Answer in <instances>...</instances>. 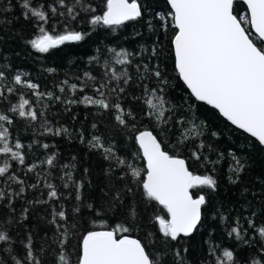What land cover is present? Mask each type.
<instances>
[{
  "label": "snow or ice",
  "instance_id": "snow-or-ice-1",
  "mask_svg": "<svg viewBox=\"0 0 264 264\" xmlns=\"http://www.w3.org/2000/svg\"><path fill=\"white\" fill-rule=\"evenodd\" d=\"M241 2L246 5L245 11L237 10L238 0H166L169 6L167 14L156 13V18L163 29L167 30L168 27L174 29L171 43L175 70L179 79L190 90L191 96L196 101L210 105L237 129L250 134L264 146V0ZM0 4H6L3 12L14 10L11 0H0ZM16 4L21 9L20 17L25 21H31L33 28L38 32L34 38L27 41L38 53H49L50 50L67 43L84 41L91 35L89 31L80 30V24L84 21L93 31L97 27L115 29L130 21L142 19L146 10L141 0H103L102 8L99 10L98 6L93 5L92 0H16ZM82 13L85 15L82 16ZM0 22L10 23L7 20ZM149 27H152L150 23ZM107 52L109 58L104 61L103 79L97 81V77L85 72L82 85L69 83V80L65 79L58 90L64 93L67 88L71 95L75 96L78 91L83 93L86 87H92L94 94H84L78 99H67L63 102L68 105L93 106L103 111L114 110V119L120 126L135 129L136 124H129L128 118L135 121L136 117L131 109L122 106L119 95L125 92L121 82L127 85L131 79L127 66L132 64L135 53L123 48L117 50L115 47L108 48ZM93 59L99 62V58ZM116 65L122 66V70L118 71ZM142 67L143 73L138 79L147 80L153 77L158 82L155 88L143 85V100L147 106L144 114L154 119L157 126H170L175 106L166 99L169 81L159 65L150 68L148 64H144ZM140 68V65H136L137 72H140ZM48 71L54 73L56 69L49 68ZM80 79L77 77V80ZM7 80L6 72L0 70V101L6 100L8 95L17 93L16 86L30 90L36 98L35 103H39L45 97L57 101L62 99L51 91L40 92L39 85L23 78L22 74H16L11 84H6ZM112 93H116L115 100ZM46 108L47 105H43L38 112L33 100L25 98V94H20L19 102L10 105L7 112L0 110V157H4L0 163V204L10 208L12 212H15L14 199L25 192L26 182L13 169L11 162L16 161L19 165H24L28 173H35L41 164H46L49 168L56 167L57 157L53 154L40 164L33 162L30 166L26 165L24 151L26 145L18 138H13L10 129L14 124V118L8 113L36 122L44 115ZM176 123L182 130L172 151L167 150L164 142L158 138L159 133L154 134L147 128L138 131L134 136L146 161V169H140L118 156L115 145L106 144L100 135H93L88 142L90 148L102 151L105 159L114 158L116 166L125 169L120 179L129 176L133 183L142 188V195L147 201H155L162 206L165 214L155 215L154 222L164 238L163 249L157 251L148 243L131 235L138 218L134 207L128 208L123 221L112 226L103 219L108 213L117 211L123 204L121 191L117 190L100 208H94L91 203L83 205L96 217L101 218L99 225L101 230L95 228L87 230L86 234L80 237V250L75 261L68 250V243L70 237L75 234L78 221L74 217L69 222L63 204L59 206L60 210L52 206V219L49 221L59 233L54 237V242L60 249L58 252L53 249L48 253V249L41 245L37 254L33 236L29 233L27 241L20 242L25 251L22 257L19 256L14 248L17 241L12 235L13 219L11 217L0 219V264H9V261L11 264H45L46 253L53 257L49 264H190L187 259L188 247L169 248L167 244L181 242L199 231L205 219L204 208L210 202L209 194L217 191L218 180L209 173L203 175L194 173L190 170L188 160L179 154L178 146H183L188 141L199 140L196 150L191 152V158L195 161L203 159L208 163H215L206 156L202 157V150L206 145L199 138L204 135L207 125L203 122L198 124L194 119L186 122L183 117L178 118ZM49 125L50 122L44 120L40 124L44 132L40 134L50 133L59 136L69 133V129L65 127L53 129ZM92 127L95 128L96 125L93 124ZM80 139L83 143L82 134ZM27 147L31 148L32 145ZM41 147L47 150L50 145L43 143ZM231 156V175L228 179L229 183L235 185L241 183L247 164L235 153H231ZM60 168L63 172L60 177L63 187L66 189L73 187L76 191L75 199L80 201L84 183L73 178L72 170L75 165L64 164ZM36 176L37 183L29 184L27 187L32 189L39 187V181L44 178L39 173H36ZM13 183L19 185L18 190H9ZM44 186L48 189L47 200L29 201L30 204L50 203L61 199L63 194L58 191L55 184L44 180ZM193 189L208 191L194 195ZM124 190L128 193L133 192V188L129 186ZM243 191L247 194L249 190L245 188ZM80 211L81 205L77 204L73 208V213ZM28 213L29 209L24 208L20 217L21 222L28 219ZM253 217L255 213L248 218V225L253 229L251 239H245L248 231L243 228L239 219L234 220L229 226L228 235L248 245L258 238L259 258H251L249 264H264V223L257 225ZM58 219L64 223H58ZM221 219L227 222L228 218L222 215ZM92 223L95 224L96 221ZM207 243L208 255L213 259H205L201 264H241L234 250L221 249L211 240Z\"/></svg>",
  "mask_w": 264,
  "mask_h": 264
},
{
  "label": "trees",
  "instance_id": "trees-1",
  "mask_svg": "<svg viewBox=\"0 0 264 264\" xmlns=\"http://www.w3.org/2000/svg\"><path fill=\"white\" fill-rule=\"evenodd\" d=\"M11 2L14 6L11 12H3L2 9L6 4H0V21H10V23L0 22V70H4L8 77L5 83L11 84L16 74H22L23 78L38 84L40 92L51 91L62 98L57 101L45 97L39 103H35L36 98L30 90L16 86L17 93L8 95L6 100L0 101V110L5 112L10 105L19 102L20 94H25V98L33 100L38 112L43 105H47L44 115L36 122H30L8 113L14 118V124L10 130L13 138H18L26 145L24 150L26 165L30 166L33 162L40 164L53 154L57 157L56 167L49 168L46 164H41L35 173H28L26 167L19 165L16 161L11 162L13 169L26 182L25 192L14 199L15 212L5 207L4 204H0V219L11 217L14 222L12 235L17 241L14 245L15 252L21 257L24 255L25 250L20 242H26L29 233L33 236L37 254H39L38 249L41 245L48 249V253H51L53 249L58 252L60 249L54 242V237L59 233L49 221L52 219V206L60 210L59 206L63 204L69 216V222L74 217L78 221V227L74 230L75 234L70 237L68 243V250L75 261L80 250V237L86 234L87 230L94 228L101 230L99 227L101 218L96 217L83 205L91 203L94 208H100L117 190L121 191L123 204L117 211L108 213L103 219H106L108 225L112 226L123 221L128 208L134 207L138 218L131 235L148 243L157 251L163 249L165 241L154 222L155 215L165 214L162 206L155 201H147L142 195V188L133 183L129 176L120 179L125 169L117 167L114 158L105 159L102 151L90 148L88 142L93 135H100L106 144L115 145V152L118 156L140 169H146L142 152L134 136L138 131L147 128L154 134L159 133L158 138L164 142L167 150L172 151L182 130L176 121L183 117L186 122L194 119L198 124L203 122L207 125L204 135L199 138L206 145L202 150V157L206 156L215 163H208L203 159L195 161L191 158V152L196 150L199 140L188 141L187 144L178 146L179 154L188 160L190 170L194 173L214 175L218 180V189L209 194L210 202L204 208L205 219L199 231L181 242H168L167 247H188L187 259L190 264H201V261L205 259H213L208 255L207 241L209 240L218 244L221 249L234 250L241 264H249L253 257L259 258L257 256L260 248L258 238L248 245L236 240L234 236L230 237L228 231L233 221L239 219L243 228L248 231L245 239H251L253 229L248 225L250 215L255 213L253 219L257 225L264 223V146H261L255 138L237 129L211 106L196 101L183 81L179 79L175 70L171 43L174 29L171 27L167 30L163 29L156 18V13L167 14L169 6L166 0H141L146 9L144 17L138 21H130L119 28L97 27L93 31L92 27L84 21L80 24V30L91 32L90 36L79 43H67L52 49L49 53H38L27 43L38 32L33 28L31 21H25L23 17H20L21 9L16 4V0H11ZM92 3L98 6L99 10L102 8L103 0H92ZM237 10L245 11L246 5L238 1ZM83 15L85 14L82 13ZM16 17L20 18L16 19ZM149 23L152 25L151 28ZM111 47L117 50L123 48L135 53L132 57V64L127 66L131 79L127 85L121 82V86L125 87V92L119 94L122 106L125 109H131L136 117L135 121L128 118L129 124H136L135 129L120 126L114 119V110L103 111L93 106L68 105L63 102L67 99H78L84 94H94L92 87H86L83 93L78 91L75 96H72L67 88L64 93L58 90L59 85L65 79H68L69 83L82 85L85 72H90L97 77V81L103 79L104 61L109 58L107 49ZM153 49H155V54H153ZM94 57L99 58V62L94 60ZM144 64H148L150 68L159 65L169 81L166 88V99L175 106L171 114L170 126H157L154 119L144 114L147 106L143 100V85L147 84L149 88L158 86V82L153 77L147 80L138 79V76L143 73ZM9 65L10 67H7ZM136 65L141 66L140 72H137ZM116 67L118 71L122 70V66L116 65ZM49 68H55L56 71L50 73ZM77 77L81 79L77 80ZM115 97L116 93H112L113 100ZM135 97L141 98L136 99ZM44 120L50 122L49 126L53 129L65 127L69 129V133L59 136L50 133L40 134L44 132V129L40 128ZM93 124L96 125L95 128L92 127ZM212 133L218 135L214 136ZM81 134L84 138L83 143L80 139ZM36 141L39 143H35ZM43 143H48L49 149L45 150L41 147ZM27 145H32V147L28 148ZM231 153H235L247 164L241 183L235 185L229 183L228 179L231 175ZM3 160L4 157H0V163ZM64 164H74L73 178L84 183L80 201L75 199L76 191L73 187L67 189L63 187L60 179L63 172L60 166ZM36 173L44 178L39 181V187L36 189L27 187L29 184L37 183ZM44 180L57 186L58 191L63 194L61 199L50 203L30 204L29 201L47 200L48 189L44 186ZM126 186L132 187L133 192L125 191ZM18 188L19 185L13 183L9 190H18ZM245 188L249 190L247 194L243 191ZM202 191L207 193L208 190L193 189L194 195ZM77 204L81 205V211L73 213V208ZM24 208L29 209L28 219L21 222L20 217ZM222 215L227 216V222L221 219ZM93 221L96 223L93 224ZM58 223L64 222L58 219ZM44 259L45 264H49L53 257L46 253ZM168 259L171 260V257Z\"/></svg>",
  "mask_w": 264,
  "mask_h": 264
},
{
  "label": "water",
  "instance_id": "water-1",
  "mask_svg": "<svg viewBox=\"0 0 264 264\" xmlns=\"http://www.w3.org/2000/svg\"><path fill=\"white\" fill-rule=\"evenodd\" d=\"M238 1H241V0H238ZM190 91V90H189ZM203 103V102H202ZM210 106V105H209ZM226 119V118H225ZM227 120V119H226ZM243 131V130H242ZM244 132V131H243ZM248 134V133H247ZM250 135V134H248ZM254 138V137H253ZM145 161V160H144ZM145 166H146V161H145Z\"/></svg>",
  "mask_w": 264,
  "mask_h": 264
}]
</instances>
